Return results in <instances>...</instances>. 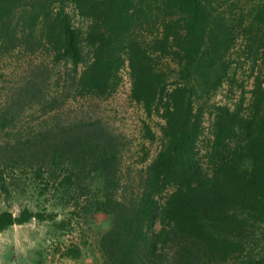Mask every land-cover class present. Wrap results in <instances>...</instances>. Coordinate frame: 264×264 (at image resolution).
<instances>
[{
	"label": "trees",
	"instance_id": "16d2710c",
	"mask_svg": "<svg viewBox=\"0 0 264 264\" xmlns=\"http://www.w3.org/2000/svg\"><path fill=\"white\" fill-rule=\"evenodd\" d=\"M70 1L86 24L74 25L62 6L51 12L42 0L28 10L24 41L38 31L33 42L70 64L79 93L111 95L126 64L130 98L162 121L160 143L137 179L125 180L119 136L98 121L69 123L56 128L51 144L32 142L35 177L47 166L48 178L78 195L89 175L100 177L102 195L86 209L110 219L99 242L103 264H208L242 254L254 227L264 228V73L255 72L247 107L210 98L229 74L231 51L253 62L264 56V0ZM13 7L14 0H0V45L18 35ZM206 113L211 138L201 154ZM43 217L27 207L17 215L2 210L0 231ZM64 254L77 258L80 249ZM246 259L264 264V256Z\"/></svg>",
	"mask_w": 264,
	"mask_h": 264
},
{
	"label": "rangeland",
	"instance_id": "374dc122",
	"mask_svg": "<svg viewBox=\"0 0 264 264\" xmlns=\"http://www.w3.org/2000/svg\"><path fill=\"white\" fill-rule=\"evenodd\" d=\"M38 2L42 0H14L13 25L19 32L15 40L0 45V211L9 210L17 215L27 207L44 217L0 231V264H103L99 242L110 226V219L102 212L86 209L89 201L102 195L100 177L93 173L87 177L88 188L81 192L83 195H78L79 190L59 187L58 181L47 177L50 169L47 166L41 167L42 176L36 178L39 165L28 160L31 155L28 153H32L29 147L35 141L49 143L53 135L59 136L56 128L60 126L98 121L122 140L121 178L137 179L158 150L161 135L158 124L162 121L155 115L148 117L141 105L130 98L131 81L126 64L118 72L119 84L111 95L79 93L70 81L73 76L70 64L54 60L45 46L33 42L34 38H41L38 31L26 43L23 37L28 32L25 25L30 18L28 10ZM45 3L51 12L62 6L74 25L86 24L70 0H45ZM245 58L241 50L230 52L232 67L210 102L233 108L242 101L247 107L255 72L264 73V56L259 54L254 62ZM211 121L212 116L206 113L199 141L201 154L211 138ZM145 124L155 134L154 139H150ZM18 146L26 151L22 152L24 156L11 151ZM202 162L205 164V159ZM59 172L56 168V174ZM73 196L79 205H74ZM47 214H53L52 218ZM254 228L255 234L248 238L242 254L208 264H246L248 256L251 260L264 256V228ZM72 246L80 249L77 258L64 254Z\"/></svg>",
	"mask_w": 264,
	"mask_h": 264
}]
</instances>
